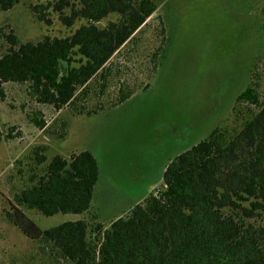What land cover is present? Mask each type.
<instances>
[{"label":"rangeland","instance_id":"1","mask_svg":"<svg viewBox=\"0 0 264 264\" xmlns=\"http://www.w3.org/2000/svg\"><path fill=\"white\" fill-rule=\"evenodd\" d=\"M157 1V11L107 64L111 72L92 80L78 110L39 104L26 84L3 85L0 264H44L39 245L7 217L28 184L36 147H48V162L90 151L100 178L90 212L46 217L26 211L28 216L42 229L81 219L108 225L163 190L165 168L178 154L215 129L240 131L264 105V0ZM51 2L19 0L11 10H0V56L11 46L9 36L38 43L79 28L80 21L66 27L52 8L44 12L50 23L39 21L34 8ZM112 20L117 16L99 26ZM251 85L261 105L236 102ZM125 95L130 97L122 102ZM36 115L45 121L44 130L32 123Z\"/></svg>","mask_w":264,"mask_h":264},{"label":"trees","instance_id":"2","mask_svg":"<svg viewBox=\"0 0 264 264\" xmlns=\"http://www.w3.org/2000/svg\"><path fill=\"white\" fill-rule=\"evenodd\" d=\"M18 2L0 0V10L9 11ZM158 7L157 0H55L34 8L39 21L50 23L44 12L52 8L66 27L82 24L67 37L46 36L38 43L9 36L11 46L0 56V97L5 98L4 84H26L39 104L78 110L92 80L111 72L107 64ZM112 15L117 20L99 26ZM129 97L122 96V102ZM236 102L257 106L260 96L251 85ZM260 107L240 131L215 129L178 154L165 168L163 190L108 225L81 219L42 229L28 216L26 211L46 217L90 212L100 178L90 151L69 160L56 155L48 162V147L38 146L31 155L28 184L15 195L16 206L7 217L39 245L44 264H264V105ZM31 121L46 128L37 115Z\"/></svg>","mask_w":264,"mask_h":264}]
</instances>
